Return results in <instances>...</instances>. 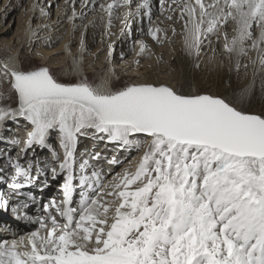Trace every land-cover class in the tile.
Returning <instances> with one entry per match:
<instances>
[{"label":"snow or ice","instance_id":"1","mask_svg":"<svg viewBox=\"0 0 264 264\" xmlns=\"http://www.w3.org/2000/svg\"><path fill=\"white\" fill-rule=\"evenodd\" d=\"M131 3L100 5L109 26L114 10ZM173 3L190 55L199 56L204 41L219 39L229 25L231 39L223 33L227 53H264V0ZM151 9V0H142L137 14L143 10L151 22ZM159 31L150 27L148 34L157 39ZM146 49L141 41L140 51ZM4 80L18 94L19 107L0 108V122L11 115L31 123L20 150L25 158L34 146L47 147L50 132L58 131L64 149L59 169L67 175L63 199L44 206L48 216L36 221L38 230L0 241V264H264V112H246L216 95L179 94L167 85L112 90L109 79L94 86L86 77L63 83L48 67L25 71L7 61L0 64V84ZM89 132L137 151L141 136L147 143L134 172L126 170L95 198L85 194L77 209L74 150ZM11 167L13 195H27L23 189L33 181L34 161ZM50 171L55 178L57 169ZM93 177L83 175L80 185L109 187ZM7 208L0 196V210Z\"/></svg>","mask_w":264,"mask_h":264},{"label":"bare ground","instance_id":"2","mask_svg":"<svg viewBox=\"0 0 264 264\" xmlns=\"http://www.w3.org/2000/svg\"><path fill=\"white\" fill-rule=\"evenodd\" d=\"M44 1L45 0H5L4 4L0 5V17L2 15L3 17H5L6 15H10L15 10H20L16 33L12 36H9L8 38H6L5 36L2 38L0 37V57L2 56L1 51L3 49H7L10 52V54L4 60L0 59V64L7 61L10 67L14 66L18 69H23L22 60L24 56L22 53V49L27 48L28 46V48L33 51L34 57L40 59L41 63L49 69L52 67L57 68L63 75L75 76L79 79L89 77V75L94 74L95 77H97L96 85H100L104 80L109 79L111 86L118 78V75H121L123 72H128L133 76H138L142 75V69L145 66H155L154 63H156L157 60H159L160 63H167L172 60L170 57V59L163 62L164 59L162 58V56L166 53L163 47L159 46L158 44V42L165 41L164 36L163 38L161 37V35L164 34H162L163 31L157 33V39H153L151 35H149V37H144L145 34L148 33L145 28H140L136 31H127V29H124V26L122 25L119 28L118 32H116V37L118 39L117 44L121 47L125 45L130 46L133 44V41L135 42L139 39L138 47L135 54L130 59L127 58L129 51L125 50L123 52V55H126L123 56V59L120 60L118 64H115V62L111 59H115V57L119 54L117 53L118 50L114 49V45L112 46L111 42L113 41V38L111 36V33L115 31V26H118L116 25L117 17H115L117 14V9L113 12V16L111 17L112 23L110 26L107 23L108 20L105 19L106 25L108 26L106 36L109 35V37H107L104 41L101 40L100 43L97 42L98 40L96 39L101 29L103 30L105 22L104 18H108L107 12L99 8L98 3L102 1V4L107 5L108 3H111L112 0H83L82 2L79 0H64L63 2H66L64 4L63 2L60 3V0H50L48 3H45ZM153 1L154 0H151V4ZM135 2H137V5H139L142 3V0H132V3ZM177 2H179V0H177ZM67 3L68 7L64 8L63 6ZM121 3H123V0H121ZM59 4H62L63 6H59ZM174 4L175 3H173V0H164V10L167 11V13L163 11L162 17L158 19L160 23L162 22V25H167V22H169L166 21L164 17L167 16V19L169 15L175 17L173 16L171 9ZM129 6L131 7V4L123 6L124 9L120 11V16H122V18H124L125 20H131V22L135 24L137 23V17L140 14H136L133 7L128 9ZM151 12H154V10H151ZM3 13H5V15ZM73 13H75V15H73ZM128 13H132L133 15L129 16ZM17 14L18 13H14V16H16ZM142 19L143 21L146 20L145 17H143ZM229 28L233 35L232 27L230 26ZM225 29L227 30V27ZM8 32L9 30H5V28L1 29V33ZM258 32L259 30H257V34ZM220 37L222 36L220 35ZM220 37L219 39H217L216 36H209L208 39L205 40L201 45L199 55H201L203 53V49L207 48V46L209 45V47L212 48L215 53L213 56L215 60L211 61L210 65L214 66L215 68L221 69L225 66V57L223 56L225 52V42L221 40ZM141 41H143L147 45V49L144 52L140 51ZM103 51L108 52L109 56L107 57V59H105L106 54H104V57L101 55ZM185 52L188 53L187 49L185 48L184 41H182V44H179V47L176 48V53L178 56H181ZM250 53H253V62H249L247 57L245 59L243 58L245 62H239L240 56H237L235 53H233V58L235 59L234 62H236L237 64L236 67L238 66V72L243 69L246 70L250 65H253L255 67L253 68L254 74L250 77V85L248 86L247 92L245 94V101L252 100V98L256 96L257 93L261 92V89H264V64H262L264 53H259L258 50H250ZM150 55L152 56V58L153 56L157 55L158 59L156 57H154V59H151ZM190 56L195 55L191 54ZM155 58L156 62L153 63ZM106 63L108 64L105 65ZM227 65L229 67L232 66L229 62L227 63ZM253 79L256 81V83L260 81V89L255 87V82L254 84H252L251 81ZM140 83L144 82L139 81L133 82L132 84ZM166 85L171 87V85L169 84ZM4 88L5 87L0 84V108L5 109L4 106H8L14 107V109H18L19 106L17 104L14 106L13 103L9 100V89L7 88V90L5 91ZM20 119L22 122L28 123V126L23 129V133L20 134L19 139L16 138L18 139L17 142H20L18 145V149H13L12 145L15 143H13L11 140L8 143V138H3L2 134L0 136V164H2V166H6L5 168L0 167V196H2L3 199L8 203L7 210H0V241H11L13 239H19L20 237L27 236L31 232L39 229H36L33 223H30L29 225L31 227H29V225H27V223H24L21 217L15 212L19 206L25 205V203L23 202L22 196L17 197L13 195L12 190L8 185V180L15 174L14 169L11 167L13 163L19 161L20 163L27 166L28 160L34 161L35 167L32 170L34 178L28 190L33 192L36 198H40L42 195H49L51 197V200H56L57 202L63 199L62 189L59 187V184L62 180H60V182H58L57 185L54 186V188L57 187V190H53V188H51V185H53L52 183L55 180H57L61 176V178L64 179L63 176L67 174L66 172H61L59 169L60 162L64 160V149L61 147V145V149L58 147L56 148L57 141L60 142V135L57 140H54V144H51L50 140L48 141L50 149H55L53 153L54 156L53 154L51 155V151L48 150V145L47 147L36 145L33 147V149H30L28 151V156L27 158H25L20 150L25 147L28 133L32 131L33 126L23 117H20ZM9 120L14 124V127L16 123L17 126H19V122L16 120V118L10 117ZM13 130L18 131L19 129L15 127V129ZM50 134L52 133L50 132ZM83 137L84 136H80L78 140L81 145V150H77L76 148L74 150V183L79 187L80 196H78L77 193L73 194L72 207H75L77 209L79 208L82 197L85 194L95 198L98 192L109 191L110 185L116 182L119 179V176L126 170L134 172L141 156L143 155V151L146 147L147 142V138H145L144 142L142 143L143 146L141 150L133 152L132 156L128 157V159H124L125 156L122 154V150H120L122 157H119L118 159L115 157V151H112V154L109 153L111 155V159L109 160L116 161L114 164V167L116 165V168L113 169V166H110L112 165V163L107 164L109 162L104 161L105 157L107 156L105 155L106 151H103V153L100 154L101 157L98 156V159H94V157L97 156L96 154H98V151H96V154H94V145L98 143L100 139L92 138L91 132H89V134L84 138ZM2 140H5V143ZM108 145H112V143H109ZM13 153L16 154L14 155ZM12 155H14L15 160L9 162V158L12 157ZM57 156H59V159H57ZM52 158H54L53 162L51 161ZM85 161H87L88 163L84 165L82 169L81 165H83ZM108 167H112V170L107 169ZM51 168L57 169L55 178H53V174L50 171ZM108 172L111 173L107 174ZM93 173L97 174L100 177V182L104 177H106V180L105 182H103V184L109 187L100 189L98 183H94L91 188L82 187L79 183L81 177L83 175H87L94 180ZM106 174L108 176H106ZM37 176L39 177V179L35 178ZM49 188L54 192L52 193ZM102 198L108 200L112 199V197ZM28 203L30 202L28 201L27 204ZM30 209L34 210V207H31Z\"/></svg>","mask_w":264,"mask_h":264},{"label":"rangeland","instance_id":"3","mask_svg":"<svg viewBox=\"0 0 264 264\" xmlns=\"http://www.w3.org/2000/svg\"><path fill=\"white\" fill-rule=\"evenodd\" d=\"M4 1L5 0H0V5L4 4ZM49 1L50 0H45L44 2L48 3ZM63 1L64 0H60V3H62ZM79 1L82 2L83 0H79ZM64 3H66V2H63V4ZM101 4H102V1H100L98 3L99 8H100ZM60 5H62V4H59V6ZM136 5H137V2L131 3V7H133L134 11L137 14V6ZM63 7L67 8L68 3L66 5H64ZM131 7L129 6L128 9H130ZM164 8H165L164 5H163V7H161L160 0H154L152 2V9H151V10H154V12H151V22H149L148 15H145L147 13L144 12L143 10H141L139 13L140 15L137 17V23H139V24H137V23L133 24L131 22V20H129V21H128V19L125 20L124 18H122V16H120V11H122V9H124L123 6L120 7L119 9H117V14L115 17H117V21H116L117 24L116 25H118V26L117 27L115 26V28H116L115 31H113L111 33V36L113 38V41L111 42L112 46L114 45V47H115L114 49H117L118 50L117 53L119 54L115 57V59H111L112 61L115 62V64L116 63L118 64V62L123 59V56L126 55V54L123 55V52L125 50L129 51L127 58L130 59L133 57V55L135 54L137 47H138V40L139 39L135 42L133 41V44L130 46L125 45V46L121 47L120 45L117 44L118 39L116 37V32H118L119 28L122 25L124 26V29L125 28L127 29V31H133V30L136 31L140 28H145L148 31V29L150 27L158 28V29H160V31H163L162 34L163 33L164 34L161 35V37L163 38V36H164L165 41L164 40H163L164 42L161 41L162 43L158 42L159 46L163 47V49L165 50V53H166L165 55L162 56V58L164 59L163 62L170 59V57L172 60L170 62H167V63H160L159 60H157V62H156L157 55L153 56V58L150 55L151 59H154V57H156L155 60L153 61V63L156 62V63H154L155 66H145L142 69V72H143L142 75H138V76H133L128 72H123L121 75L119 74L118 78L113 83L114 85L112 84L110 86L111 89L112 90L121 89L127 85L132 84L133 82H139V81L144 82V83H151V84H155V85L169 84L179 94H183V95H190V94L216 95V96H220V97L225 98L226 100L232 102L237 107L242 108L246 112L257 113V114L264 112V91H263L264 89H261V92L257 93V95L254 96L252 98V100L245 101L246 100L245 94L247 92L248 86L250 85V79H251L250 77L254 74L253 68H255V67L253 65H250L247 67L246 70L243 69V70L238 72L237 71L238 66L236 67L237 64H236V62H234L235 59L233 58V54H229L225 51L224 55H223L225 57V59H224L225 66L221 69L215 68L214 66L210 65V62L215 60V58L213 57L215 53H214L213 49L209 47V45L207 46V48L203 49V53L199 56H197V55L190 56L187 52L183 53L181 56H178L176 53V48L179 47V44H182V41H184V39H183L184 38L183 21H181L179 18V10L176 8V3H175L174 6L171 8L172 14L175 17H172V19H170V20L167 19V16L164 17L166 19V21H169V22H167V25L166 24L162 25L161 24L162 22L160 23L158 21V19L160 17H162V12L165 11ZM173 9H174V11H173ZM14 13H18V14L16 16H14ZM165 13H167V11H165ZM3 14L5 15V13H3ZM19 14H20V10L19 11L15 10L10 15H6L5 17H3V15H2L0 17V37L1 38L4 36L6 38H8L9 36H12L13 34L16 33L17 27H18V19L20 16ZM141 14H143V15H141ZM143 17H145V19H146L145 21H143V19H142ZM105 19L108 20L109 17L104 18L105 22H104L103 30L101 29L99 35H97V37H96V39L98 40L97 42H99V43L101 40L104 41L107 37H109V35L106 36L108 26L106 25ZM166 21H164V22H166ZM126 23H127V25H126ZM229 27H230V25L227 26V30L225 28L221 29L220 35L222 37H220V39L223 40L224 42H225V39H224L223 33L225 31H227V33H228L229 40L231 39L232 33H231V30ZM3 28H5V30H9V32L8 33H1V29H3ZM160 31H159V33H160ZM144 37H149V34L148 33L145 34ZM22 51H23L22 53L24 56V58L22 60L23 61V70H25V71L35 70V69H38L40 67L45 66L41 63L40 59H38L37 57H34L33 51H31V49L28 48V46H27V48L22 49ZM106 52L107 51H103L101 53V55L103 57H104V54H106L105 59H107V57L109 56L108 52L107 53ZM1 54L3 57L1 56L0 59L4 60L10 54V52L7 49H3L1 51ZM246 57L249 60V62H253V60H254L253 53L251 54L250 50H249V53L247 56H240L239 62L240 61L245 62L244 59ZM228 62L231 63V65H232L231 67H229L227 65ZM107 64L108 63H106L105 65H107ZM106 68H107V66H106ZM50 69H51V73L53 74V76L56 77L57 80L60 82L75 83V82H79L81 80V78L79 79L78 77H75V76H65L57 68L52 67ZM250 70H252V71H250ZM86 78H87V81L89 83L93 84L94 86L96 85V82H97L96 78L97 77H95L94 74L89 75V77H86ZM251 82H252V84H254V82H255L254 85L256 88H259V89L261 88L260 81H258L256 83V81L253 79ZM1 85L5 87L4 88L5 91L7 90V88L9 89L8 90L10 92V99L9 100L13 103V105L14 106L16 104L18 105L17 93H15L14 90H12L10 88L7 80H4ZM4 107H5V109H14V107H8V106H4ZM10 117H12V116L9 115L2 122H0V136L2 134L3 138L4 137L8 138V140H7L8 143L11 140L13 143H15L12 145L13 149H18V145L20 142L18 143L17 140L19 139L20 134L23 133V129L28 126V123L22 122L19 116L15 117L16 120L19 122V124H18L19 126H17V123L15 124V127H17L19 130L15 131V130H13V129H15V127L13 126L14 124L11 123V121L9 120ZM51 133L52 134H50L48 136L46 143L48 145L47 148L49 151H51V155H52L54 153L55 149H50L48 141L50 140L51 144H54L55 143L54 140H57V138L59 137V134H58V131H51ZM16 138H18V139H16ZM144 139L145 138L143 136H141L142 143L144 142ZM2 141L5 143V140H2ZM108 144H109V142H107L106 139H100L98 141V143H96L94 145V149H93V151H95L94 154H96V151H98L99 157H101L100 154L103 153V151H106L105 155H107V156L104 159L105 162L110 161L109 159H111V155L109 153L112 154V151L113 152L115 151V157L117 159L119 157H122L120 150L123 151L122 154L125 156L124 159H128V157L132 156L133 152L137 151L134 148H127V147H124L123 145H120V144L114 143V142L112 143V145H108ZM110 146H112V147H110ZM118 146H120V147H118ZM57 147L60 148V142L59 141H57L56 148ZM76 149L81 150V145L79 142L76 146ZM14 155H12V157L9 158V162H12L15 160ZM53 156H54V154H53ZM49 158H50V156H49ZM133 159H134V156H133ZM51 161L53 162L54 158H52ZM107 164H111V163H107ZM114 164L115 163H112V165H110V166H113V169L116 168V165L114 167ZM0 167L5 168L6 166H4V165L2 166V164H0ZM49 167H50V165H49ZM107 169L112 170V167L111 168L108 167ZM111 172H113V171H111ZM111 172H108L107 174H109ZM107 174H106V176H108ZM105 180H106V177H104L101 180V182L103 183V182H105ZM58 182H60V181L55 180L52 183L53 185H51L52 186L51 188H53V190H57L56 189L57 187L54 188V186L57 185ZM74 185H75V183H74ZM75 193H77L78 196H80L79 187L77 185H75L74 194ZM29 224L30 223H28L27 225H29Z\"/></svg>","mask_w":264,"mask_h":264},{"label":"water","instance_id":"4","mask_svg":"<svg viewBox=\"0 0 264 264\" xmlns=\"http://www.w3.org/2000/svg\"><path fill=\"white\" fill-rule=\"evenodd\" d=\"M45 67V66H44ZM36 70V69H35ZM161 85H166V84H161ZM168 86V85H167ZM18 95V94H17ZM208 95H210V94H208ZM18 105H19V101H18Z\"/></svg>","mask_w":264,"mask_h":264}]
</instances>
